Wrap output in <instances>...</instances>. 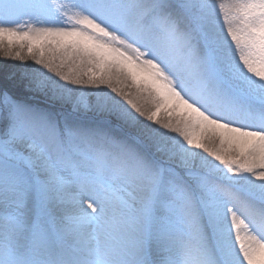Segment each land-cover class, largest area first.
<instances>
[{
  "label": "snow or ice",
  "instance_id": "snow-or-ice-1",
  "mask_svg": "<svg viewBox=\"0 0 264 264\" xmlns=\"http://www.w3.org/2000/svg\"><path fill=\"white\" fill-rule=\"evenodd\" d=\"M0 57V264H264V0H0Z\"/></svg>",
  "mask_w": 264,
  "mask_h": 264
},
{
  "label": "trees",
  "instance_id": "trees-1",
  "mask_svg": "<svg viewBox=\"0 0 264 264\" xmlns=\"http://www.w3.org/2000/svg\"><path fill=\"white\" fill-rule=\"evenodd\" d=\"M34 67L39 66L34 65L32 60L16 61L0 57V86H7L16 96L29 97L38 103L50 106L49 101L42 94L33 93L24 86L26 78Z\"/></svg>",
  "mask_w": 264,
  "mask_h": 264
},
{
  "label": "rangeland",
  "instance_id": "rangeland-1",
  "mask_svg": "<svg viewBox=\"0 0 264 264\" xmlns=\"http://www.w3.org/2000/svg\"><path fill=\"white\" fill-rule=\"evenodd\" d=\"M54 2L56 4H63L66 2V0H54ZM16 61H19V60H16ZM83 91H94L93 89H82ZM115 95V94H113ZM20 100H22L23 102H26V103H30V104H34L36 106H39V107H45L44 104L42 103H38L36 102V100H33V99H30L29 97H23V96H17ZM119 99V97H117ZM94 99V97L92 98Z\"/></svg>",
  "mask_w": 264,
  "mask_h": 264
}]
</instances>
